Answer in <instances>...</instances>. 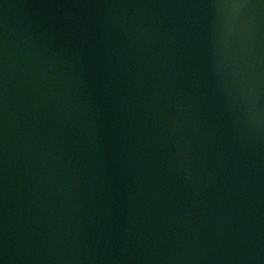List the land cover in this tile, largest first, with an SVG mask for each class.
Masks as SVG:
<instances>
[{
	"label": "water",
	"instance_id": "water-1",
	"mask_svg": "<svg viewBox=\"0 0 264 264\" xmlns=\"http://www.w3.org/2000/svg\"><path fill=\"white\" fill-rule=\"evenodd\" d=\"M0 260L264 264V0H0Z\"/></svg>",
	"mask_w": 264,
	"mask_h": 264
},
{
	"label": "rangeland",
	"instance_id": "rangeland-1",
	"mask_svg": "<svg viewBox=\"0 0 264 264\" xmlns=\"http://www.w3.org/2000/svg\"><path fill=\"white\" fill-rule=\"evenodd\" d=\"M150 33V29L146 26L139 32H128L129 39L148 57L152 55V48L150 47L148 39V34ZM170 97L171 94H168L169 104L173 103V119L169 126V132L172 138V150L180 171L191 188L194 189L198 181L199 168L197 158L193 155L194 153H192L193 145L191 140L197 139L198 134L195 135L194 127L190 123L189 111H186L176 99ZM179 121H182V124ZM187 121L189 122V125L185 126V122ZM186 134L188 135L186 136Z\"/></svg>",
	"mask_w": 264,
	"mask_h": 264
},
{
	"label": "clouds",
	"instance_id": "clouds-1",
	"mask_svg": "<svg viewBox=\"0 0 264 264\" xmlns=\"http://www.w3.org/2000/svg\"><path fill=\"white\" fill-rule=\"evenodd\" d=\"M222 8L224 9H238L240 7H243V5L241 4H238V3H233V4H224V5H221Z\"/></svg>",
	"mask_w": 264,
	"mask_h": 264
},
{
	"label": "bare ground",
	"instance_id": "bare-ground-1",
	"mask_svg": "<svg viewBox=\"0 0 264 264\" xmlns=\"http://www.w3.org/2000/svg\"><path fill=\"white\" fill-rule=\"evenodd\" d=\"M127 36L129 37L128 33H127ZM148 39H149V44H150V47L152 46L153 44V41H152V33L148 34ZM188 117V116H187ZM189 117H190V114H189ZM191 123V121H190ZM192 124V123H191Z\"/></svg>",
	"mask_w": 264,
	"mask_h": 264
},
{
	"label": "snow or ice",
	"instance_id": "snow-or-ice-1",
	"mask_svg": "<svg viewBox=\"0 0 264 264\" xmlns=\"http://www.w3.org/2000/svg\"><path fill=\"white\" fill-rule=\"evenodd\" d=\"M0 264H3V260H0Z\"/></svg>",
	"mask_w": 264,
	"mask_h": 264
}]
</instances>
